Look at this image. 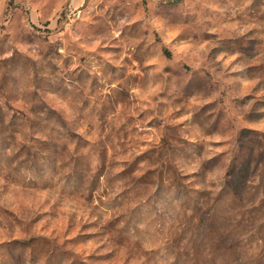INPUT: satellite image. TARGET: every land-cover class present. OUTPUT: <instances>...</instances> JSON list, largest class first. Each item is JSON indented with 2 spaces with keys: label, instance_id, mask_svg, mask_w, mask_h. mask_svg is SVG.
<instances>
[{
  "label": "rangeland",
  "instance_id": "rangeland-1",
  "mask_svg": "<svg viewBox=\"0 0 264 264\" xmlns=\"http://www.w3.org/2000/svg\"><path fill=\"white\" fill-rule=\"evenodd\" d=\"M0 264H264V0H0Z\"/></svg>",
  "mask_w": 264,
  "mask_h": 264
}]
</instances>
